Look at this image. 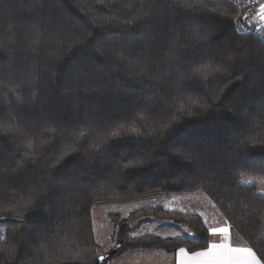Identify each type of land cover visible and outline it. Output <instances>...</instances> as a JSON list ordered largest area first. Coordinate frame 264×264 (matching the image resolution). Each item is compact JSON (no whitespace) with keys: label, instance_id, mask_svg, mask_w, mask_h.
<instances>
[{"label":"trees","instance_id":"trees-1","mask_svg":"<svg viewBox=\"0 0 264 264\" xmlns=\"http://www.w3.org/2000/svg\"><path fill=\"white\" fill-rule=\"evenodd\" d=\"M192 3L0 0V264H100L95 204L195 191L264 264V44L235 28L244 0ZM203 64L208 79L189 78ZM140 112V135L101 143ZM146 214L195 239L131 238ZM110 217L115 255L208 243L195 215Z\"/></svg>","mask_w":264,"mask_h":264},{"label":"crops","instance_id":"crops-1","mask_svg":"<svg viewBox=\"0 0 264 264\" xmlns=\"http://www.w3.org/2000/svg\"><path fill=\"white\" fill-rule=\"evenodd\" d=\"M159 198L160 197L158 195H151V196H147L144 198L124 201V202H121L120 204H116V203L115 204L114 203L113 204H97L93 207L92 213L93 211H95L96 215L99 218L100 216L102 217L104 216L105 218H107L109 215V213L107 214V210H108V211H114V215L125 217L124 209H126V211L129 210L130 212V210H133L137 206H142V208H151L155 204L156 199H159ZM176 198L177 196H174L172 199L173 202L171 203H173L172 204L173 206H171V203H169L170 210L176 211L180 209L179 207H177L178 204L176 202ZM188 199H190V201L189 203L184 205V210L185 211L187 210L193 213L194 212L203 213V216H204L203 220H204V223H206L207 228L229 226V223L219 213V211L216 208H214L215 206L213 205V203L205 195L196 193V194L189 195ZM174 202H176V204ZM146 204H149V205L144 206ZM138 222L140 223L141 227H144V229H146L145 225L147 226V228L149 227V229H151L153 225L154 228L152 229H154L155 234L160 237H165V238H174L171 235V233L183 232L184 230H186L178 222H172L170 220L155 221V220L145 219V220H140ZM92 223L94 227L93 220H92ZM115 233L116 232H112L108 234L111 237H109V239H107L106 240L107 242L105 243L107 250H109L114 245L119 243L117 242L116 239H112V237L114 238L116 237ZM183 237H187V234H185ZM221 242H223L222 238L218 239V238L212 237V238H208L207 245L209 243H221ZM230 244L231 246L251 248L246 243V241L240 236V234L235 229H233V227L230 228ZM178 250L179 248L173 252H166L162 249L124 250V251L119 252L117 255H115L109 261L108 264H181V261H183V264H212V261L223 259L224 257L228 255L226 249H216L213 251V253H211L208 256L197 257L193 255L195 252L207 251V246L204 249L194 251V252H189L186 249L187 255H180ZM261 264L263 263L261 262Z\"/></svg>","mask_w":264,"mask_h":264},{"label":"rangeland","instance_id":"rangeland-1","mask_svg":"<svg viewBox=\"0 0 264 264\" xmlns=\"http://www.w3.org/2000/svg\"><path fill=\"white\" fill-rule=\"evenodd\" d=\"M236 23H237V25H235V28H236V30L238 32H244V31H247V30L253 31V32H255V34H257L259 36V38L262 41L264 40V32H263V30L261 28H259V26H257V23L255 21H252L251 23H249L248 25H245V26L244 25L243 26L242 25L239 26L238 22H237V19H236ZM256 186L258 188L259 195L264 197V183H259ZM196 193L205 195L211 201V199L203 191H195V192H190V193H153V194L143 195V196H140V197H135V198L126 199V200L103 201V202H99L97 204H113V203L114 204L115 203L116 204H120L121 202L132 200V199H139V198H144V197L151 196V195H158L160 198L156 199L155 204L151 208H142V206H137L133 210H130V212H129V210H127L128 211L127 212L126 209H124L125 210V217L119 216L120 219H126L131 214H133L134 212H137V211L158 210V211H162V212H173V213H177V214H181V215H195V216H197L199 218V220L201 221L203 226L205 228H207L206 227V223H204V220H203L204 219L203 218L204 217L203 213H196V212L193 213V212H189L187 210L186 211L184 210V205H186L190 201V199H188L189 195L196 194ZM174 196H177V198H176V202L178 204L177 207L180 208L179 210H176V211L170 210V207H169V203L173 202L172 199H173ZM176 202H174V203L176 204ZM97 204H95V205H97ZM172 204L173 203H171V206H173ZM147 205H149V204H146L144 206H147ZM213 205L215 206L214 203H213ZM214 208H216L219 211V209L216 206ZM108 213H109V215H108L107 218H105L104 216L103 217L100 216V218H99L96 215L95 211H93V213L91 212L92 220L94 221V234H95L96 243L98 245V253H99V255L107 250L105 243L107 242L106 240L109 239V237H111L108 234L117 231V227H115V224H114V222L112 221V219L110 217V216L114 215V211H108L107 210V214ZM219 213L222 215V213L220 211H219ZM208 214H210V213H208ZM145 219L155 220V221L170 220L172 222H177V221L172 220V219L158 218V217H156L154 215H150V214L142 215L141 217H139L138 219H136L132 223H130L129 236L131 238L156 237V238H159V239H176V238H165V237H160V236L156 235L155 232H154V229H152V228H154L153 225H152L151 229H149V227L147 228V226L145 225L146 229H144V227L140 226V223L138 221L145 220ZM225 220H226V218H225ZM179 224H181L187 230L188 233L192 234L191 236L187 235V237H183V238L184 239H193V237H194L193 232L186 225H184L182 223H179ZM178 226H180V225H178ZM3 231H4V227L0 224V235L4 236ZM115 235H116V233H115ZM112 239H116L117 240L116 237L115 238L112 237ZM117 242L120 243L119 240H117ZM153 249H156V248H153ZM109 261H107L106 264H108Z\"/></svg>","mask_w":264,"mask_h":264},{"label":"snow or ice","instance_id":"snow-or-ice-1","mask_svg":"<svg viewBox=\"0 0 264 264\" xmlns=\"http://www.w3.org/2000/svg\"><path fill=\"white\" fill-rule=\"evenodd\" d=\"M186 7H194V4L192 3V0H186ZM261 19L264 20V5H261ZM247 19V17H245ZM198 35V34H197ZM86 39V37H84ZM212 66L209 64H203L197 67H194L192 69V72L189 74V78H199L203 80H207L208 77L212 74L208 69H210ZM221 69L217 67L215 71H220ZM189 105H194L198 103V100L189 98L188 101H186ZM145 115L143 112L137 113L135 117L132 118L131 122H126L125 124L118 125L116 128L110 130L108 133H106V138L102 140V144H107L110 139L119 137L122 135L120 129L124 128L125 126L128 129V134L132 135H140L141 133L137 131V128L135 127L136 123L140 120H144ZM2 126V125H0ZM54 131V129H53ZM17 134L19 135V131L17 130ZM83 135V133H81ZM29 146H31V141H29ZM100 147V144H97V148ZM187 158V157H186ZM60 159H63L61 156ZM59 163V160L57 161ZM143 164V160H134L130 162L129 164H126L125 167H134L139 166ZM55 167V165H52ZM31 201V197H29V203ZM3 218H0L2 220ZM19 220H23V217H18ZM230 228L231 226L227 227H213V228H206L205 233L207 238H222L221 243H209L207 245V251H200L195 252L193 255L197 257L201 256H208L211 253H213L216 249H226L228 255L224 257L223 259L214 260L212 261V264H261V260L257 257L256 253L253 251L252 248L249 247H237V246H231L230 244ZM192 235L191 233H187L186 230L183 232H175L171 233V235L174 238L181 239L183 236ZM195 239V237H194ZM0 242H6V237L3 235H0ZM179 254L180 255H187L186 249L184 247L179 248ZM99 260H104V256L98 257ZM181 264H183V261H181Z\"/></svg>","mask_w":264,"mask_h":264},{"label":"built area","instance_id":"built-area-1","mask_svg":"<svg viewBox=\"0 0 264 264\" xmlns=\"http://www.w3.org/2000/svg\"><path fill=\"white\" fill-rule=\"evenodd\" d=\"M261 5H264V0H244V10L237 17L238 25L245 26L255 21L257 26L264 32V20L261 19L260 15ZM245 17H247V19H245Z\"/></svg>","mask_w":264,"mask_h":264},{"label":"water","instance_id":"water-1","mask_svg":"<svg viewBox=\"0 0 264 264\" xmlns=\"http://www.w3.org/2000/svg\"><path fill=\"white\" fill-rule=\"evenodd\" d=\"M123 246V243H117L116 245H114L112 248H110L109 250H107L106 252L100 254L98 257L100 256H104L105 259L104 260H99L98 262L100 264L105 263L106 261H108L111 257H113Z\"/></svg>","mask_w":264,"mask_h":264}]
</instances>
